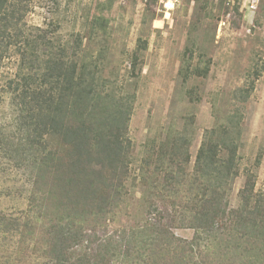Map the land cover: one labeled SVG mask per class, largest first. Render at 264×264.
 <instances>
[{
    "label": "rangeland",
    "instance_id": "obj_1",
    "mask_svg": "<svg viewBox=\"0 0 264 264\" xmlns=\"http://www.w3.org/2000/svg\"><path fill=\"white\" fill-rule=\"evenodd\" d=\"M0 264H264V0H5Z\"/></svg>",
    "mask_w": 264,
    "mask_h": 264
},
{
    "label": "trees",
    "instance_id": "obj_2",
    "mask_svg": "<svg viewBox=\"0 0 264 264\" xmlns=\"http://www.w3.org/2000/svg\"><path fill=\"white\" fill-rule=\"evenodd\" d=\"M4 5H5V0H0V12H1L2 9L4 8ZM14 13H15V12H14ZM15 19L18 21V16H16L15 14L12 13L11 18L9 19L10 22H9L8 24L12 23V20H15ZM8 24H7V25H8ZM59 58L61 59V57H59ZM62 67H63L62 65L59 66V67H58V70L56 69L55 74L61 75V74H60L61 72H64V73L66 74L67 71H61ZM60 98H62V93H61ZM42 160H44V158H42ZM53 167H54V166H53ZM96 172H98V174H100V170L95 171V170H93L92 168H88L86 173H88V174L90 175V180H93V179L95 178V173H96ZM89 175H88V176H89Z\"/></svg>",
    "mask_w": 264,
    "mask_h": 264
},
{
    "label": "built area",
    "instance_id": "obj_3",
    "mask_svg": "<svg viewBox=\"0 0 264 264\" xmlns=\"http://www.w3.org/2000/svg\"><path fill=\"white\" fill-rule=\"evenodd\" d=\"M259 0H248V3L250 4L251 7L256 6Z\"/></svg>",
    "mask_w": 264,
    "mask_h": 264
},
{
    "label": "bare ground",
    "instance_id": "obj_4",
    "mask_svg": "<svg viewBox=\"0 0 264 264\" xmlns=\"http://www.w3.org/2000/svg\"><path fill=\"white\" fill-rule=\"evenodd\" d=\"M167 5H169V8L173 7V4L171 2L167 3Z\"/></svg>",
    "mask_w": 264,
    "mask_h": 264
}]
</instances>
